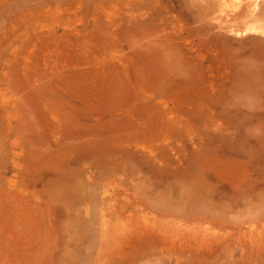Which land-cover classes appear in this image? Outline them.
Instances as JSON below:
<instances>
[{
    "label": "rangeland",
    "instance_id": "374dc122",
    "mask_svg": "<svg viewBox=\"0 0 264 264\" xmlns=\"http://www.w3.org/2000/svg\"><path fill=\"white\" fill-rule=\"evenodd\" d=\"M7 1L0 98L20 100L0 112V264H264L247 236L264 225V39L227 31L211 0ZM52 27L72 48L23 70L13 42ZM106 187L154 225L102 234L87 210Z\"/></svg>",
    "mask_w": 264,
    "mask_h": 264
},
{
    "label": "bare ground",
    "instance_id": "6f19581e",
    "mask_svg": "<svg viewBox=\"0 0 264 264\" xmlns=\"http://www.w3.org/2000/svg\"><path fill=\"white\" fill-rule=\"evenodd\" d=\"M4 1V0H3ZM1 2V4L3 3V5H2V8L4 7V5L6 6L7 5V3H6V1L7 0H5L4 2ZM9 1V0H8ZM7 1V2H8ZM16 2L17 3V1L16 0H13L12 2ZM19 1V0H18ZM82 1V0H81ZM264 0H211V3H212V5L213 6H215V10L217 9L218 10V17H215V18H218L220 21H221V26H223V27H225V28H227L228 30L227 31H229V32H231V33H235L236 35H243L244 34V36L245 37H247V38H245V39H249V38H251L252 40H258L259 41V39H264V14L263 15H261V13H259L260 12V9H261V7H262V3H264L263 2ZM11 2V1H10ZM9 2V3H10ZM11 2V6H12V4H13V6H14V3H12ZM73 2V1H72ZM124 3H128V4H131V0H124L123 1ZM6 3V4H5ZM59 3V2H58ZM66 3V2H65ZM68 3V2H67ZM71 3V2H70ZM118 3H120V2H117V4ZM0 4V5H1ZM17 4H19V3H17ZM21 4V3H20ZM25 4V3H24ZM24 4H22V5H24ZM38 4V3H37ZM69 4V3H68ZM72 5H76V3H71ZM71 4H69V5H71ZM121 4V3H120ZM16 5V4H15ZM47 5V4H46ZM67 5V4H66ZM65 5V6H66ZM72 5H71V7H72ZM134 5V4H133ZM212 5H211V7H212ZM9 6V5H8ZM18 6H20V5H18ZM25 7H26V5H24ZM27 6H29V4L27 5ZM33 6V5H32ZM44 6V5H43ZM55 6H57V5H55ZM79 6V5H78ZM77 6V7H78ZM132 9H133V14H134V7L133 6H131V5H129ZM15 7V6H14ZM16 7H17V5H16ZM40 7V6H39ZM1 8V7H0ZM11 8L12 7H10V10H11ZM41 8V7H40ZM39 8V9H40ZM53 8V7H52ZM52 8H50L51 10H52ZM60 8V6L58 7V8H56L57 10ZM62 8H63V6H62ZM62 8H60V10L61 11H63V9ZM73 8H75L74 6H73ZM72 8V9H73ZM16 9H18V8H15V10ZM22 9V8H21ZM32 9V8H31ZM45 9H47V7L45 8ZM50 9H48V12H50ZM55 9V8H54ZM67 9H69V8H66V10ZM79 9V8H78ZM132 9H125V10H129L130 11V13H131V11H132ZM137 9V8H136ZM263 9V8H262ZM5 10V9H4ZM12 10H14V8L12 9ZM14 10V11H15ZM29 10V9H28ZM64 10H65V8H64ZM114 10V9H113ZM118 10V9H117ZM117 10H114V11H116V13H117ZM19 11V9L17 10V12ZM34 11V13H33V15L34 14H37L36 12H35V9L33 10L32 9V12ZM54 11V10H53ZM73 11H74V9H73ZM5 12V11H4ZM11 12V11H10ZM16 12V11H15ZM15 12H13V13H15ZM60 12V11H59ZM65 12V11H64ZM142 13H143V11H141ZM8 15L10 14L9 12H6ZM27 13H29L30 14V11L29 12H27ZM71 13V12H70ZM124 13H126V12H124ZM136 13V12H135ZM0 14L2 15V13L0 12ZM7 14H5V15H7ZM22 14V13H21ZM57 14V13H56ZM59 15H60V13H58ZM66 14V13H65ZM64 14V15H65ZM118 14V13H117ZM127 14H128V12H127ZM132 14V15H133ZM141 14V13H140ZM143 14H145V12L143 13ZM143 14H141V15H143ZM0 15V17H2ZM27 15V14H26ZM67 16L68 15H70V14H66ZM76 15V14H75ZM81 15V14H80ZM115 15V14H114ZM113 15V16H114ZM13 16V15H12ZM11 16V17H12ZM72 16V15H71ZM79 16V15H78ZM117 16V15H116ZM134 16V15H133ZM10 16L8 17V18H11ZM29 17V16H28ZM31 17H34V18H36V16H31ZM65 17V16H64ZM70 17V16H69ZM77 17V16H76ZM130 18H131V16H129ZM134 17H137V13H136V15L134 16ZM16 18H18L17 16H15V20H16ZM20 19H21V17H19ZM19 18H18V20L17 21H19ZM59 18V17H58ZM58 18H56V19H58ZM61 18V17H60ZM59 18V19H60ZM129 18V19H130ZM27 19H29V18H27ZM56 19H54V21L56 20ZM4 20H5V18H4ZM4 20H2V22L4 21ZM34 19H32V21H33ZM64 20V19H63ZM8 21V20H7ZM30 20H27V22H29ZM34 21H36V20H34ZM78 21H79V19H78ZM12 22V21H11ZM23 22H26L25 20H22V22L20 23L19 22V24H22ZM31 22V21H30ZM71 23V22H70ZM75 23V22H74ZM76 23H77V21H76ZM75 23V24H76ZM224 23H225V25H224ZM3 24V23H2ZM7 24V23H6ZM5 24V25H6ZM8 24H9V22H8ZM15 24V23H14ZM14 24H10V28L9 29H11V25H14ZM19 24H16V25H19ZM30 24V23H29ZM32 24V23H31ZM30 24V25H31ZM55 24V23H54ZM57 24V23H56ZM65 24H67V23H65ZM64 24V25H65ZM78 24V23H77ZM219 24V25H220ZM1 25V24H0ZM4 25V24H3ZM2 25V26H3ZM4 25V26H5ZM69 25V24H68ZM21 26H23V24L21 25ZM72 26H73V24H72ZM72 26H69L70 28L72 27ZM76 28H73V29H76L75 31H79L78 29L79 28H77V26L76 25H74ZM6 28H7V26H5ZM24 27V26H23ZM26 27H28V26H26ZM26 27H24L25 29H26ZM32 27H34V26H32ZM5 28V30H6V34H8L7 33V29ZM53 28V27H52ZM63 28V27H62ZM82 28V27H81ZM80 28V30L81 31H83L84 30V28H83V30ZM222 28V27H221ZM225 28H223V29H225ZM3 30H4V27L2 28ZM8 29V30H9ZM0 30H1V28H0ZM4 30V31H5ZM68 29H64V31L61 33L60 31H58L56 28H53V29H51V30H49V31H47V30H45L44 29V31H47L48 33L49 32H51V35L49 34V36H46L47 37V42L44 44V45H40L39 44V34H37V36H35V37H33V38H29L28 40H26V42L25 41H22V44H20V45H15L16 44V42L18 43V41H16V42H13V40H12V42H13V45H12V47L13 46H15V48H14V52H15V54L17 53V55H18V53H22V56H23V58H22V56H21V58L19 57V59H21L20 61H22V59H23V64H21V66L23 65V66H25L24 67V69L23 70H27V68L31 65L30 63H33V61H35L36 59L38 60V57H37V55L39 54V48L41 47V50L43 51V52H45L44 54H45V56H53L52 55V53L53 52H56V53H58V52H62V54H63V52H64V48H65V51H67L68 49L70 50V47H68V45H70V40H71V44H72V39H70V35L72 34H70V31H72V30H70V31H67ZM3 31V33H5ZM9 31H11V30H9ZM19 31V30H18ZM24 31V30H23ZM43 31V32H44ZM74 31V30H73ZM85 31V30H84ZM83 31V32H84ZM16 33V30L15 31H11V33L13 34V33ZM28 32V31H27ZM3 33H0V34H3ZM10 33V34H11ZM86 33V32H85ZM18 34V33H17ZM74 34H75V32H74ZM79 34H81L80 33V31L78 32V35ZM15 35V34H14ZM33 35V34H32ZM75 35H77V34H75ZM17 36V35H16ZM28 36V35H27ZM73 36V35H72ZM6 37H8V35H6ZM10 37H11V35H10ZM14 37V36H13ZM18 37V36H17ZM87 37V36H86ZM232 37H234V36H232ZM249 37V38H248ZM73 38V37H72ZM77 38V36L75 37V39ZM236 38H237V36H236ZM8 39V38H7ZM15 39H19V38H16L15 37ZM14 39V40H15ZM242 39H244V38H242ZM241 39V40H242ZM244 39V40H245ZM20 40V39H19ZM24 40V39H23ZM251 40V41H252ZM6 41V40H5ZM8 41H9V39H8ZM77 42V41H76ZM79 42V41H78ZM254 42V41H253ZM80 43V42H79ZM0 44H1V42H0ZM43 44V43H42ZM75 43L73 42V45H74ZM77 44V45H76ZM75 44V48L76 47H80V45L78 46V43H76ZM82 44H84V43H82ZM71 46V45H70ZM84 46H85V44H84ZM84 46L82 45V47L84 48ZM66 48H67V50H66ZM71 48H72V46H71ZM82 48V49H83ZM74 49V48H73ZM73 49L71 50V51H73ZM77 49V48H76ZM76 49H74V51L76 50ZM203 52H200L199 54V56H201V54H202ZM59 55H62V54H60V53H58ZM16 56V55H15ZM19 56V55H18ZM202 56L203 57H205L204 56V53L202 54ZM120 58V57H119ZM120 60H123L125 63H128L127 61V59H122V56H121V58H120ZM119 60V61H120ZM19 61V62H20ZM122 61V62H123ZM121 62V61H120ZM120 62H118L119 64H121ZM30 64V65H29ZM105 65L106 64H108V63H104ZM27 65H29L28 67H27ZM72 66H74L75 65V63L74 64H71ZM70 65V66H71ZM95 65H96V63H95ZM95 65H93V67L95 66ZM104 65V66H105ZM32 66V65H31ZM30 66V67H31ZM27 67V68H26ZM93 67H92V69H93ZM76 68H74V71H76L77 70V72L79 71V72H82L81 70H79V69H76ZM88 70V69H87ZM87 70H85L84 69V71H87ZM90 70V69H89ZM74 71H72V72H74ZM70 72H71V70H70ZM69 73V72H68ZM245 78V77H244ZM244 80V79H243ZM246 80V79H245ZM244 80V81H245ZM253 86V85H252ZM249 89H251V88H249ZM2 93V92H1ZM3 94V93H2ZM1 95V94H0ZM5 95V94H4ZM14 95V94H13ZM2 96V95H1ZM8 97L9 96H7L5 99L4 98H0L1 99V106H2V103H4L5 104V106L4 107H0L1 109H0V112H2V114L3 113H5L6 111L5 110H8L10 107H9V104L12 102V101H14V100H8ZM20 98H21V96H20ZM22 98H23V96H22ZM21 98V99H22ZM148 98V97H147ZM15 99V101L14 102H18L20 99L19 98H14ZM81 101H82V99H81ZM92 104H93V102H92ZM161 104H163V105H166V100L165 101H162L161 102ZM94 105H96V104H94ZM93 105V106H94ZM95 107V106H94ZM164 107V109H165V111H167L168 110V107L167 106H163ZM121 109V108H120ZM125 110H127V114H125ZM53 112V111H52ZM7 114L9 113V111H7L6 112ZM3 114V115H7V114ZM53 113H55V111L53 112ZM52 113V114H53ZM120 112H118L117 114H119ZM176 113V112H175ZM100 114H104V112H100V111H96V112H93V117H94V115H95V117H97V118H95L94 120L95 121H97V119H98V117H100ZM121 115H130L131 117H134V114H132V112L129 110V109H121V113H120ZM119 114V115H120ZM132 114V115H131ZM167 116H169L170 117V113L167 111ZM174 114V113H173ZM99 115V116H98ZM8 116V115H7ZM52 116V115H51ZM57 117V116H56ZM55 117V118H56ZM102 117H104V115L102 116ZM101 118V117H100ZM174 118V117H173ZM54 119V115H53V118H52V121H54V122H56L58 119H55V120H53ZM101 120V119H100ZM103 120V119H102ZM101 121H99V123H100ZM58 128H59V125H58ZM59 130V131H58ZM58 130H54V131H58V132H62V131H60V129H58ZM61 130H62V128H61ZM61 134V133H60ZM55 135H56V133H55ZM15 139V141H13L12 142V140H11V142H12V146H14V147H16L17 146V144L19 145L20 143H22V141H21V139L19 138V137H16V138H14ZM22 147H23V145H22ZM22 147L20 148V151H21V154H22V150H25V146H24V149H22ZM100 147V146H99ZM13 148V147H12ZM13 150H15V149H13ZM19 151V152H20ZM14 153H15V151H14ZM16 154H18L17 152H16ZM19 157V156H18ZM88 180V179H87ZM100 183V182H99ZM86 184H88L87 186H85L86 188H95L97 185H98V183H97V180L96 181H88ZM82 186V185H81ZM103 194H104V196L102 197V202H101V204L99 205V206H97L98 208H99V210H87V212H89V214H91L92 213V222H94V223H96V224H98V226L101 228V230H102V234H105V235H112L113 236V233H115V231L117 232V234H122L121 236H123L121 239H125V240H130V239H132L133 237L132 236H134V234L135 233H139L138 234V236H140L141 234H142V232H143V234L145 233V228H147V227H152L154 224H152L153 223V219L151 218V217H149V216H147L146 215V213L144 214V215H141V216H143V223L145 224L144 225V227H143V225H140L139 223L141 222V221H139V220H136V216H138L137 214H138V212L140 211V210H137V211H135L134 209H133V207H134V205H137L138 204V202H136V201H134V200H129V198H128V196H127V198L126 199H119V198H117L116 196H115V194H113V193H109L110 191H109V188L108 187H106L103 191ZM107 194V195H106ZM129 200V201H128ZM92 209H95V207L94 208H92ZM123 218H127V222L126 223H123V224H121V223H119L118 221H120L121 219H123ZM87 219V218H86ZM84 219L83 218H80L79 217V219L76 221V223H75V226H76V231H78L79 232V234H82L83 232H84V230H85V227L87 226L86 225V223L83 221ZM91 222V223H92ZM133 225L131 228H127L128 226H130V225ZM261 227H263V229H261V228H254V227H251V229L249 230V232H248V234H247V236L248 237H250L251 239H257V238H260V236H263L264 235V225H262ZM125 229V230H124ZM129 232H132V234L131 233H129ZM152 235V234H151ZM125 236V237H124ZM7 264H9V263H7ZM12 264V263H11Z\"/></svg>",
    "mask_w": 264,
    "mask_h": 264
}]
</instances>
